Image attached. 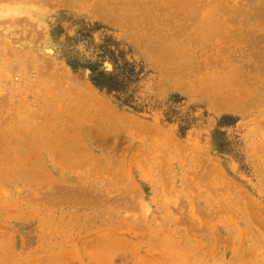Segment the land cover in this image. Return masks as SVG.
I'll return each mask as SVG.
<instances>
[{
	"label": "rangeland",
	"instance_id": "obj_1",
	"mask_svg": "<svg viewBox=\"0 0 264 264\" xmlns=\"http://www.w3.org/2000/svg\"><path fill=\"white\" fill-rule=\"evenodd\" d=\"M0 264H264V0H0Z\"/></svg>",
	"mask_w": 264,
	"mask_h": 264
},
{
	"label": "trees",
	"instance_id": "obj_2",
	"mask_svg": "<svg viewBox=\"0 0 264 264\" xmlns=\"http://www.w3.org/2000/svg\"><path fill=\"white\" fill-rule=\"evenodd\" d=\"M96 49L97 59L94 62L82 64L79 58L69 55L67 61L74 69L87 68L90 71V80L98 88L116 94L117 98L126 105L139 108L135 105V95L131 86L139 79L142 70L137 68L135 62L127 59V53L122 49L121 43L112 37L106 38ZM105 62H110L113 70L108 71L103 68Z\"/></svg>",
	"mask_w": 264,
	"mask_h": 264
},
{
	"label": "bare ground",
	"instance_id": "obj_3",
	"mask_svg": "<svg viewBox=\"0 0 264 264\" xmlns=\"http://www.w3.org/2000/svg\"><path fill=\"white\" fill-rule=\"evenodd\" d=\"M85 89H86V88H85ZM78 93H79V91H78ZM78 93H77V91L75 90V95H78ZM83 94H84V93H83ZM85 96H87V94H85ZM88 96H90V95H88ZM90 98H92V97L90 96ZM95 99L97 100V98H95ZM89 100H91V99H89ZM92 100H93V99H92ZM72 101H74V100H72ZM105 102H106V101H105ZM69 103H70V102H69ZM73 104L75 105L76 102H74ZM76 105H77V104H76ZM93 109H94V108H92V110H93ZM99 109H100V108H99ZM99 111H100V112H99ZM99 111H98V109H97V110H96V114H97L98 112L101 113V110H99ZM103 111H104V110H103ZM90 112H91V111H90ZM90 112H89V114H91ZM112 112H113V109H112ZM102 113L104 114L105 112H102ZM89 114H88V115H89ZM96 114H95V115H96ZM111 114H113V113H111ZM98 115H99V114H98ZM118 115H119V114H118ZM108 116H110V115H108ZM114 116H115V115H114ZM89 117H91V116L89 115ZM118 117L121 118V115H119ZM118 117H117V118H114V119H118ZM100 118H101V119H104V118H102V116H101ZM90 119H91V118H90ZM90 119H89V120H90ZM106 119H107V117H106ZM106 119H105V120H106ZM97 120L100 122V120H99V116H98ZM98 124L100 125V123H97V125H98ZM75 141H77V140L75 139ZM68 142H69V141H68ZM84 162H85V161H84Z\"/></svg>",
	"mask_w": 264,
	"mask_h": 264
}]
</instances>
